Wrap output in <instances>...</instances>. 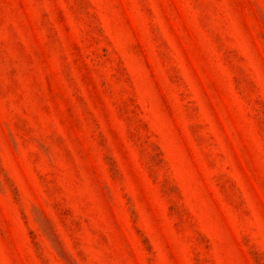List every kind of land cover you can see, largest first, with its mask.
Returning <instances> with one entry per match:
<instances>
[{
	"label": "rangeland",
	"instance_id": "1",
	"mask_svg": "<svg viewBox=\"0 0 264 264\" xmlns=\"http://www.w3.org/2000/svg\"><path fill=\"white\" fill-rule=\"evenodd\" d=\"M0 264H264V0H0Z\"/></svg>",
	"mask_w": 264,
	"mask_h": 264
}]
</instances>
